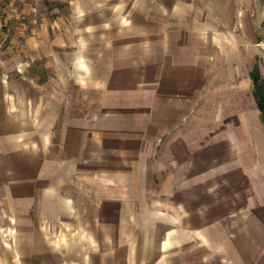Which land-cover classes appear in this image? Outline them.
Returning a JSON list of instances; mask_svg holds the SVG:
<instances>
[{"label": "crops", "instance_id": "0c3cea01", "mask_svg": "<svg viewBox=\"0 0 264 264\" xmlns=\"http://www.w3.org/2000/svg\"><path fill=\"white\" fill-rule=\"evenodd\" d=\"M258 35L264 0H0V264H264Z\"/></svg>", "mask_w": 264, "mask_h": 264}, {"label": "trees", "instance_id": "16d2710c", "mask_svg": "<svg viewBox=\"0 0 264 264\" xmlns=\"http://www.w3.org/2000/svg\"><path fill=\"white\" fill-rule=\"evenodd\" d=\"M253 82V96L256 100L257 108L260 111L261 119L264 124V84L261 78L258 64H255L250 72Z\"/></svg>", "mask_w": 264, "mask_h": 264}, {"label": "rangeland", "instance_id": "374dc122", "mask_svg": "<svg viewBox=\"0 0 264 264\" xmlns=\"http://www.w3.org/2000/svg\"><path fill=\"white\" fill-rule=\"evenodd\" d=\"M258 3H260V1H263V0H257ZM262 23V22H261ZM261 28H258V30H260ZM257 40H258V54H257V64H258V67H259V71H260V74H261V78H262V81H263V84H264V38L263 36L261 35H258L257 36ZM251 60L252 58L250 57V60H248L247 62L249 64H251ZM246 62V63H247ZM74 94H76V91L73 92ZM222 95V94H221ZM223 96V95H222ZM259 119L260 121L262 122V119H261V114H259ZM263 123V122H262ZM261 137L258 136V142H257V145L255 146L256 148V151H264V133L262 134H259ZM243 151V149H242ZM264 154V153H263ZM262 154V155H263ZM264 157V156H263Z\"/></svg>", "mask_w": 264, "mask_h": 264}]
</instances>
